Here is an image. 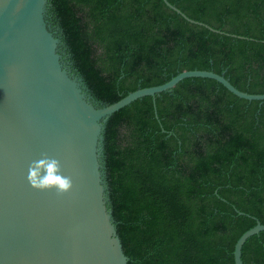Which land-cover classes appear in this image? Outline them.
<instances>
[{"label": "trees", "instance_id": "1", "mask_svg": "<svg viewBox=\"0 0 264 264\" xmlns=\"http://www.w3.org/2000/svg\"><path fill=\"white\" fill-rule=\"evenodd\" d=\"M169 1L218 31L164 0H49L63 49L99 102L194 69L264 93V0ZM155 102L137 99L104 132L109 208L128 264H236L239 237L264 224V102L200 77ZM242 259L264 264V231Z\"/></svg>", "mask_w": 264, "mask_h": 264}, {"label": "water", "instance_id": "2", "mask_svg": "<svg viewBox=\"0 0 264 264\" xmlns=\"http://www.w3.org/2000/svg\"><path fill=\"white\" fill-rule=\"evenodd\" d=\"M164 1L189 22L218 31ZM49 16V0H0V264H128L109 208V118L144 96L156 107L157 94L186 78L215 79L247 100L264 102V93L242 91L224 73L194 69L113 103L99 102L61 49ZM42 153L60 160L63 174L73 177V192L61 197L30 186L29 164ZM261 231L258 221L239 237L236 264H244L245 242Z\"/></svg>", "mask_w": 264, "mask_h": 264}, {"label": "clouds", "instance_id": "3", "mask_svg": "<svg viewBox=\"0 0 264 264\" xmlns=\"http://www.w3.org/2000/svg\"><path fill=\"white\" fill-rule=\"evenodd\" d=\"M27 180L38 191H55L58 196L73 192L75 188L72 176L63 174L60 160L42 153V158L33 160L28 167Z\"/></svg>", "mask_w": 264, "mask_h": 264}, {"label": "rangeland", "instance_id": "4", "mask_svg": "<svg viewBox=\"0 0 264 264\" xmlns=\"http://www.w3.org/2000/svg\"><path fill=\"white\" fill-rule=\"evenodd\" d=\"M56 30V28H54ZM61 49H63V45L61 46ZM64 50V49H63ZM65 51V50H64Z\"/></svg>", "mask_w": 264, "mask_h": 264}, {"label": "flooded vegetation", "instance_id": "5", "mask_svg": "<svg viewBox=\"0 0 264 264\" xmlns=\"http://www.w3.org/2000/svg\"><path fill=\"white\" fill-rule=\"evenodd\" d=\"M63 50V49H62Z\"/></svg>", "mask_w": 264, "mask_h": 264}]
</instances>
